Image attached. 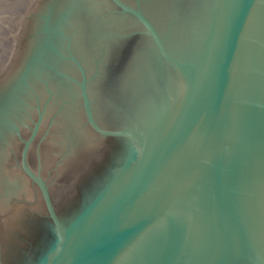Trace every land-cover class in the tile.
<instances>
[{
    "label": "water",
    "instance_id": "95a60500",
    "mask_svg": "<svg viewBox=\"0 0 264 264\" xmlns=\"http://www.w3.org/2000/svg\"><path fill=\"white\" fill-rule=\"evenodd\" d=\"M1 229L0 264H264V0H0Z\"/></svg>",
    "mask_w": 264,
    "mask_h": 264
},
{
    "label": "flooded vegetation",
    "instance_id": "af4514ba",
    "mask_svg": "<svg viewBox=\"0 0 264 264\" xmlns=\"http://www.w3.org/2000/svg\"><path fill=\"white\" fill-rule=\"evenodd\" d=\"M31 183V185L34 187L35 190V201H37L41 207V210L39 211H33L31 216L26 218L25 220L22 221V224L20 227L17 229V237L24 239L25 244L22 245L21 243H18L17 245V251L15 253V256H17V259L21 258H28L31 257L33 258V255L38 254L40 255L41 252V246L39 242V238L42 233L47 232V230L50 228L53 230V224L51 223L50 219L48 218L46 208L44 206V202L41 196V193L38 189V187L33 184L31 181H28ZM49 190H50V195L52 198V201L55 205V201L52 195L51 187L49 185ZM31 204L33 203L32 200L28 201ZM55 208L57 210V207L55 205ZM58 212V210H57ZM59 213V212H58ZM50 234L53 235V231L49 232ZM9 237L6 236L3 232L2 229L0 230V246L3 248L5 252H3L4 255H7L8 249H9ZM7 252V253H6ZM9 255V253H8ZM5 264V263H3Z\"/></svg>",
    "mask_w": 264,
    "mask_h": 264
}]
</instances>
